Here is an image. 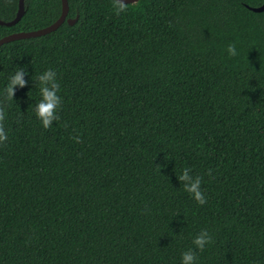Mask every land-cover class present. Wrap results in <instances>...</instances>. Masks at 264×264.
Returning <instances> with one entry per match:
<instances>
[{
	"label": "trees",
	"instance_id": "trees-1",
	"mask_svg": "<svg viewBox=\"0 0 264 264\" xmlns=\"http://www.w3.org/2000/svg\"><path fill=\"white\" fill-rule=\"evenodd\" d=\"M68 2L74 25L0 48V264H180L189 249L197 264H264V12L248 8L264 0H140L120 15ZM18 4L0 0V20ZM25 8L0 40L52 25L62 0ZM18 66L56 73L52 127L28 76L7 96ZM186 167L203 205L177 179Z\"/></svg>",
	"mask_w": 264,
	"mask_h": 264
},
{
	"label": "clouds",
	"instance_id": "clouds-1",
	"mask_svg": "<svg viewBox=\"0 0 264 264\" xmlns=\"http://www.w3.org/2000/svg\"><path fill=\"white\" fill-rule=\"evenodd\" d=\"M111 2L116 15H120V13L126 10L124 0H111ZM226 52L229 57L239 55L237 47L233 43L227 45ZM26 76L38 88L39 92L40 99L34 105V114L43 128L48 129L53 126L54 121L56 122L58 120L57 111L62 99L59 95L60 86L57 82L56 73L49 68L38 74L35 72L34 74H30L27 66H18L16 71L9 77L6 86V92L9 98L13 99L17 87L24 88L29 83V80L25 79ZM4 119L5 113L0 111V144H3L8 139L2 123ZM76 140L79 142V137H76ZM176 176L183 190L189 193L199 205L206 203V197L201 189L202 180L200 176H193L191 169L187 167L182 169ZM210 242L211 237L204 229H201L192 240V244L197 251L205 250ZM180 264H197L195 251L189 249L182 252Z\"/></svg>",
	"mask_w": 264,
	"mask_h": 264
},
{
	"label": "water",
	"instance_id": "water-1",
	"mask_svg": "<svg viewBox=\"0 0 264 264\" xmlns=\"http://www.w3.org/2000/svg\"><path fill=\"white\" fill-rule=\"evenodd\" d=\"M140 0H124L125 4H135L139 2ZM250 10L256 13H263L264 12V4L260 7H248ZM70 7H69V2L68 0H62V14L60 18L53 23L52 25L37 30V31H31V32H19V33H14L11 35H8L0 40V48L7 43L17 41V40H24V39H31V38H37L41 36H45L48 34H51L55 31H57L66 21L70 25H74L77 22L76 19H68ZM26 13V8H25V0H19L18 4V12L16 14V18L11 21V22H4L0 20V25L7 26V27H12L18 24L21 19L24 17Z\"/></svg>",
	"mask_w": 264,
	"mask_h": 264
}]
</instances>
